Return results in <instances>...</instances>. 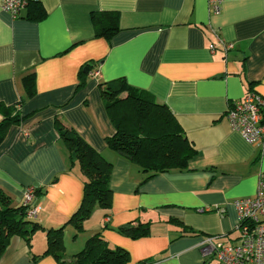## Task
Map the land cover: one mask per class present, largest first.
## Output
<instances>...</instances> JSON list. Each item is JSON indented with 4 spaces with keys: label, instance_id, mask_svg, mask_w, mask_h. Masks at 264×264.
Segmentation results:
<instances>
[{
    "label": "crops",
    "instance_id": "1",
    "mask_svg": "<svg viewBox=\"0 0 264 264\" xmlns=\"http://www.w3.org/2000/svg\"><path fill=\"white\" fill-rule=\"evenodd\" d=\"M105 13L119 19L110 41L96 36L93 22ZM214 32L234 45L227 55ZM32 73L35 95L28 99L23 78ZM121 79L175 116L195 153L186 169L146 180L148 173L109 147L115 127L101 87ZM251 91L264 99V0H222L219 15L207 0H40L19 18L0 0V102L26 99L23 120L0 146V189L15 208L29 188L38 190L41 227L28 238L12 236L0 264H60L47 253V230L66 226L84 185L80 169L69 170L57 122L113 164V206L96 207L80 232L65 227L67 260L100 233L128 251L131 264H216L203 257L202 241H238L234 202L255 197L264 175V141L250 144L225 117ZM140 223L150 225L147 237L118 232Z\"/></svg>",
    "mask_w": 264,
    "mask_h": 264
},
{
    "label": "trees",
    "instance_id": "2",
    "mask_svg": "<svg viewBox=\"0 0 264 264\" xmlns=\"http://www.w3.org/2000/svg\"><path fill=\"white\" fill-rule=\"evenodd\" d=\"M38 3V2H37ZM32 3V4H37ZM30 4V5H32ZM46 12L39 10L37 18ZM96 36L110 41L120 30L119 19L114 13L102 17L93 16ZM27 98L35 95V75L23 78ZM85 86L83 81L80 88ZM101 95L108 116L115 127V135L108 139L109 147L117 154L137 165L146 180L171 170H184L194 156V150L183 134L182 128L169 108L156 101L146 91L136 90L118 80L101 87ZM26 100V99H25ZM6 105L0 102V146L4 143L11 127L23 120L21 107L25 101ZM60 138L68 150L69 170L78 167L83 176V200L66 226L72 224L77 232L83 230L96 207L109 210L113 206V191L110 187L113 164L91 147L78 133L63 123L57 122ZM39 191L35 192L38 195ZM7 196L0 189V258L12 236L28 238L41 229L36 220L27 217L28 208L11 207ZM66 226L47 230V253L53 255L60 264H68L63 234ZM122 235L133 239L147 237L150 232L148 223L126 225L118 230ZM71 264H131L128 251L112 248L103 240L101 234L91 237L84 249L72 257ZM143 261L139 264H152Z\"/></svg>",
    "mask_w": 264,
    "mask_h": 264
},
{
    "label": "built area",
    "instance_id": "3",
    "mask_svg": "<svg viewBox=\"0 0 264 264\" xmlns=\"http://www.w3.org/2000/svg\"><path fill=\"white\" fill-rule=\"evenodd\" d=\"M40 0H1V9L13 18H19L30 4ZM209 10L213 15L222 11V0H207ZM216 40L227 55L234 49L233 44L225 42L217 32ZM216 44L211 45L214 52ZM99 76V72L95 73ZM226 119L233 130L253 145H263L264 141V99L251 91L243 99L233 102L226 114ZM256 196L236 200L234 207L237 211L238 241L231 244L222 242L217 237H206L200 250L207 260L216 264H264V175L261 174ZM35 189L29 188L25 194L23 206L28 208L27 217L36 220L39 207L34 206Z\"/></svg>",
    "mask_w": 264,
    "mask_h": 264
},
{
    "label": "rangeland",
    "instance_id": "4",
    "mask_svg": "<svg viewBox=\"0 0 264 264\" xmlns=\"http://www.w3.org/2000/svg\"><path fill=\"white\" fill-rule=\"evenodd\" d=\"M69 261V260H68ZM68 264H71V261L67 262Z\"/></svg>",
    "mask_w": 264,
    "mask_h": 264
}]
</instances>
